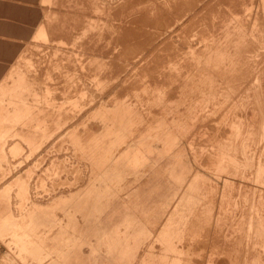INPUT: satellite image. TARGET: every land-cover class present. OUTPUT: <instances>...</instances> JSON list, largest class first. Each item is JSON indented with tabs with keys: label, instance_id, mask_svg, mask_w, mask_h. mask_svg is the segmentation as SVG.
I'll return each instance as SVG.
<instances>
[{
	"label": "rangeland",
	"instance_id": "obj_1",
	"mask_svg": "<svg viewBox=\"0 0 264 264\" xmlns=\"http://www.w3.org/2000/svg\"><path fill=\"white\" fill-rule=\"evenodd\" d=\"M3 78L0 264H264V0H0Z\"/></svg>",
	"mask_w": 264,
	"mask_h": 264
},
{
	"label": "crops",
	"instance_id": "obj_2",
	"mask_svg": "<svg viewBox=\"0 0 264 264\" xmlns=\"http://www.w3.org/2000/svg\"><path fill=\"white\" fill-rule=\"evenodd\" d=\"M43 31V25H40L39 27H38V30H37V32H36V35L37 34H39L40 35V33ZM40 32V33H39ZM22 35L25 37H31V36H29V34L25 31V32H23L22 33ZM4 80V78L3 79H0V84H1V82ZM1 93V92H0ZM0 109H2V110H7V114H5V115H2V114H0V116L2 117V116H19V117H24V116H32V115H34V112L33 111H31L30 112V110L29 109H27V111L24 109V108H17V107H15L14 108V106H8L7 105V102H5V103H0ZM22 129H23V127H22ZM15 129H13L12 131H14ZM24 130V129H23ZM5 220H9V218H5ZM11 225V224H10ZM12 228V227H11Z\"/></svg>",
	"mask_w": 264,
	"mask_h": 264
},
{
	"label": "bare ground",
	"instance_id": "obj_3",
	"mask_svg": "<svg viewBox=\"0 0 264 264\" xmlns=\"http://www.w3.org/2000/svg\"><path fill=\"white\" fill-rule=\"evenodd\" d=\"M223 28V27H222ZM211 31V30H210ZM218 31V30H217ZM207 34H208V31H207ZM215 34V33H214ZM207 41V40H206ZM232 46V45H231ZM226 50V49H225ZM207 80V79H206ZM73 82V81H72ZM182 82V81H181ZM214 83V82H213ZM218 83V82H217ZM216 85V84H215ZM206 87V86H205ZM186 88V87H185ZM218 88V87H217ZM198 89V88H197ZM201 89H203V88H201ZM227 89V88H226ZM48 90V89H47ZM200 90V89H199ZM257 90V89H256ZM211 91H213V90H211ZM224 91V90H223ZM255 91V90H254ZM198 92V91H197ZM207 92V91H206ZM214 92V91H213ZM227 92V91H226ZM230 93V92H229ZM208 94V93H207ZM258 94H260L261 95V93H258ZM197 95V94H196ZM214 96H215V94H214ZM263 96V95H262ZM193 97V96H192ZM206 97V96H205ZM240 97H242V96H240ZM244 97V96H243ZM256 97V96H255ZM261 97V96H260ZM215 98V97H214ZM247 98V97H246ZM244 99V98H243ZM255 99V98H254ZM222 100V99H221ZM215 101V100H214ZM256 102V101H255ZM217 103V102H216ZM207 104V103H206ZM204 105V104H203ZM228 105V104H227ZM256 105V104H255ZM198 106V105H197ZM259 108H261V107H259ZM263 109H264V107H263ZM262 109V110H263ZM196 110H197V108H196ZM220 113V112H219ZM261 113V112H260ZM191 114V113H190ZM201 114V113H200ZM204 114V113H203ZM218 114V113H217ZM188 115V114H187ZM261 115V114H260ZM264 115V114H263ZM254 116V115H253ZM258 116V115H257ZM213 117V116H212ZM263 117V116H262ZM204 118V117H203ZM181 120V119H180ZM194 120V119H193ZM205 120V119H204ZM250 120V119H249ZM251 121V120H250ZM182 122V121H181ZM194 122H196V121H194ZM244 122V121H243ZM185 124V123H184ZM250 124V123H249ZM203 125V124H202ZM226 125V124H225ZM244 125H245V123H244ZM212 126V125H211ZM181 128V127H180ZM215 128V127H214ZM191 129V128H190ZM227 129V128H226ZM230 129V128H229ZM181 130V129H180ZM221 132V131H220ZM226 133V132H225ZM264 137V136H263ZM208 156V155H207ZM211 159V158H210ZM209 161V160H208ZM209 166V165H208ZM204 184V183H203ZM205 185V184H204ZM209 187V186H208ZM235 187V186H234ZM213 204V203H212ZM214 208V207H213ZM213 208H210L211 210L213 209ZM225 210V209H224ZM199 211V210H198ZM264 213V212H263ZM197 214V213H196ZM262 214V213H261ZM198 215V214H197ZM258 215V214H257ZM256 220V219H255ZM261 222V221H260ZM197 223V222H196ZM205 223V222H204ZM259 224H261V223H259ZM235 228V227H234ZM261 229V228H260ZM264 230V229H263ZM264 232V231H263ZM256 233V232H255ZM192 235V234H191ZM205 236V235H204ZM262 236V235H261ZM193 237V236H192ZM219 240V239H218ZM261 240V239H260ZM198 244V243H197ZM264 244V243H263ZM158 245V244H157ZM188 245V244H187ZM233 247V246H232ZM216 261V260H215ZM214 261V262H215ZM256 264V263H255Z\"/></svg>",
	"mask_w": 264,
	"mask_h": 264
}]
</instances>
